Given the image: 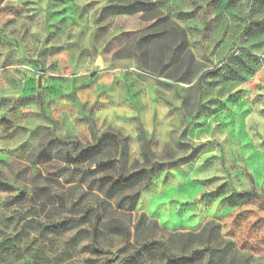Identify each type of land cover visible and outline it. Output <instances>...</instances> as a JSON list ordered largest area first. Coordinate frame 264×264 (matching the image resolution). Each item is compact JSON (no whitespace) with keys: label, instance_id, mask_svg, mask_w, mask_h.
Masks as SVG:
<instances>
[{"label":"clouds","instance_id":"obj_1","mask_svg":"<svg viewBox=\"0 0 264 264\" xmlns=\"http://www.w3.org/2000/svg\"><path fill=\"white\" fill-rule=\"evenodd\" d=\"M0 264H264V0H0Z\"/></svg>","mask_w":264,"mask_h":264}]
</instances>
